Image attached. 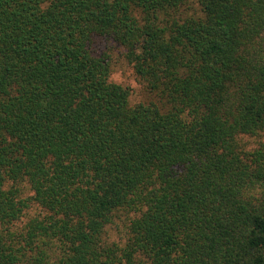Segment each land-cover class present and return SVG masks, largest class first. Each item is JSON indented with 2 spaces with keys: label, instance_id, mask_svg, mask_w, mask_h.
I'll return each instance as SVG.
<instances>
[{
  "label": "trees",
  "instance_id": "16d2710c",
  "mask_svg": "<svg viewBox=\"0 0 264 264\" xmlns=\"http://www.w3.org/2000/svg\"><path fill=\"white\" fill-rule=\"evenodd\" d=\"M0 264H264V0H0Z\"/></svg>",
  "mask_w": 264,
  "mask_h": 264
},
{
  "label": "clouds",
  "instance_id": "9594fccd",
  "mask_svg": "<svg viewBox=\"0 0 264 264\" xmlns=\"http://www.w3.org/2000/svg\"><path fill=\"white\" fill-rule=\"evenodd\" d=\"M46 4H42L41 5V11L45 10L46 8ZM128 73L129 75H131V70L129 69L128 70ZM106 83L108 85H116V86H121L125 83V80L121 74V71L119 69L115 70V71H112L109 73L108 77H107V80H106ZM127 84L130 85L134 90L138 91L139 88H140V85H138L136 83L135 80H132V79H129L127 81ZM129 102L131 105H135V103H139V99L136 98V99H133L132 97H130L129 99Z\"/></svg>",
  "mask_w": 264,
  "mask_h": 264
},
{
  "label": "rangeland",
  "instance_id": "374dc122",
  "mask_svg": "<svg viewBox=\"0 0 264 264\" xmlns=\"http://www.w3.org/2000/svg\"><path fill=\"white\" fill-rule=\"evenodd\" d=\"M116 59H118V57H115ZM117 69H119L120 71H121V74H122V76H123V78H124V80H125V83L123 84V85H121V86H123V87H127L129 90H130V92H131V97L133 98V99H136V98H138L139 100L141 99V98H144V94H143V92L140 90V88H139V90L138 91H136V90H134L130 85H128L127 84V81L129 80V79H132V80H135L136 81V79H135V77L133 76V73H132V69L126 64V63H124V62H122V60L120 59L119 61H115V67H114V70L113 71H115V70H117ZM131 70V75H129V73H128V70ZM137 82V81H136ZM249 141V143H250V146H252L253 145V142H252V140H248Z\"/></svg>",
  "mask_w": 264,
  "mask_h": 264
}]
</instances>
